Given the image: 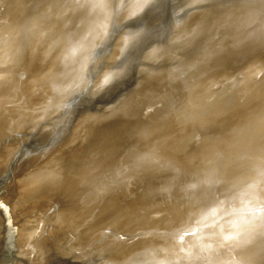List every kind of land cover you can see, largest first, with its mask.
<instances>
[{
    "label": "water",
    "instance_id": "1",
    "mask_svg": "<svg viewBox=\"0 0 264 264\" xmlns=\"http://www.w3.org/2000/svg\"><path fill=\"white\" fill-rule=\"evenodd\" d=\"M0 264H264V0H0Z\"/></svg>",
    "mask_w": 264,
    "mask_h": 264
}]
</instances>
